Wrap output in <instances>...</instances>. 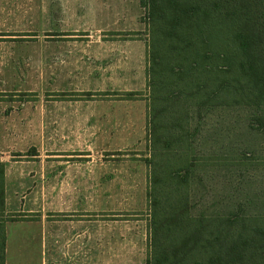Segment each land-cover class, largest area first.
Listing matches in <instances>:
<instances>
[{
    "label": "trees",
    "instance_id": "trees-1",
    "mask_svg": "<svg viewBox=\"0 0 264 264\" xmlns=\"http://www.w3.org/2000/svg\"><path fill=\"white\" fill-rule=\"evenodd\" d=\"M139 2L148 35L152 151L147 264H264V214L240 206L196 216L191 204L200 169L226 161L237 166L229 155L212 153L207 163L193 156L195 112L202 118L203 112L240 110L246 129L264 134V0ZM0 175L3 181L1 163ZM21 219L6 213L2 184L0 264L6 263L5 225Z\"/></svg>",
    "mask_w": 264,
    "mask_h": 264
},
{
    "label": "crops",
    "instance_id": "crops-1",
    "mask_svg": "<svg viewBox=\"0 0 264 264\" xmlns=\"http://www.w3.org/2000/svg\"><path fill=\"white\" fill-rule=\"evenodd\" d=\"M20 1L0 0V38L35 34L37 26L44 28L45 35L91 38L80 50L65 42L61 62L89 60L115 71L111 76L89 75L81 79L89 80L88 87L76 89L89 92L92 86L104 84L102 89L109 91L145 92L147 46L137 44L142 38L133 44L109 39L146 30L141 21L145 11L138 0H45L41 9L34 7V0ZM25 3L27 8H20ZM3 51L0 41V63ZM113 63L119 69L110 67ZM3 83L0 80V163L4 165L5 211L22 216L5 225V264H109L116 244V210L110 205L116 187L114 177L101 173V166L131 147L116 142L117 114L69 110L60 114L58 125L46 118L49 133L58 127L56 132L96 136L93 141L61 136L54 142L48 135L37 147L14 137L15 112L5 101Z\"/></svg>",
    "mask_w": 264,
    "mask_h": 264
},
{
    "label": "rangeland",
    "instance_id": "rangeland-1",
    "mask_svg": "<svg viewBox=\"0 0 264 264\" xmlns=\"http://www.w3.org/2000/svg\"><path fill=\"white\" fill-rule=\"evenodd\" d=\"M44 1L34 0V7L43 8ZM26 3L21 4L20 8H27ZM36 30L35 34L19 33L0 38L4 46L0 80L5 81L3 92L4 96H8L5 101L9 106L11 104L15 112L17 130L13 135L37 147H42L48 135L54 142L59 141L61 136L64 139H70L66 136H76V140L93 141L96 133H60L55 131L58 127L49 133L46 118L56 124L60 114L69 110L84 115L97 110H110L117 114L114 120L117 126L116 142L125 146L131 144V147L126 152L117 153L109 165L101 166V173L114 177L116 187L115 196L110 198V205H114L116 210V244L113 246V261L111 256L109 264L121 261H125V264H147L150 238V168L147 160L152 156L148 132V80L145 92L109 91L102 89L105 88L104 84L92 86L94 90L89 92L78 90L76 87H88L86 82L89 80L81 79L89 75L111 76L115 70L103 68L89 60L61 62V47L65 42L80 50L91 38L45 35L41 26H37ZM139 38L142 41L137 44L142 47L148 45L147 28L142 33L109 37L115 41H132L131 44ZM77 54L81 55L80 52ZM141 63L143 69V61ZM110 67L118 68L116 63ZM124 67L127 69L126 65ZM74 79L76 83L73 84ZM244 113L240 110H218L211 114L203 112L202 118L198 117V112L193 114L191 128H197L199 132L193 156L201 163H207L212 153L229 155L232 161L236 159L234 162L237 165L226 161L221 166L200 169L201 180H195L191 187V204L195 205L193 213L196 216L224 214L238 210L240 206L248 212L264 214V134L246 129ZM82 119L88 118L83 116ZM2 184L0 175V190Z\"/></svg>",
    "mask_w": 264,
    "mask_h": 264
}]
</instances>
